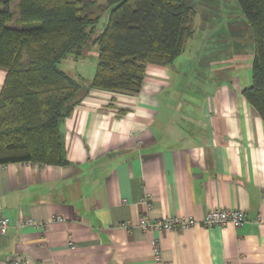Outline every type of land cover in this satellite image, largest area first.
<instances>
[{
	"label": "crops",
	"instance_id": "1",
	"mask_svg": "<svg viewBox=\"0 0 264 264\" xmlns=\"http://www.w3.org/2000/svg\"><path fill=\"white\" fill-rule=\"evenodd\" d=\"M211 34L202 56L148 64L137 94L90 89L59 123L66 164L0 165V264H156L154 243L163 264H264V120L242 94L253 49L215 55ZM213 207L247 221L202 225ZM141 216L198 223L159 233Z\"/></svg>",
	"mask_w": 264,
	"mask_h": 264
},
{
	"label": "trees",
	"instance_id": "2",
	"mask_svg": "<svg viewBox=\"0 0 264 264\" xmlns=\"http://www.w3.org/2000/svg\"><path fill=\"white\" fill-rule=\"evenodd\" d=\"M0 0V165L67 163L60 121L90 89L137 94L148 64L167 65L185 50L195 0H106L103 29L82 0ZM253 36L251 84L242 94L264 120V0H237ZM97 46L83 87L60 62ZM125 109H119L124 113Z\"/></svg>",
	"mask_w": 264,
	"mask_h": 264
},
{
	"label": "rangeland",
	"instance_id": "3",
	"mask_svg": "<svg viewBox=\"0 0 264 264\" xmlns=\"http://www.w3.org/2000/svg\"><path fill=\"white\" fill-rule=\"evenodd\" d=\"M16 0L10 3L11 9L16 12ZM83 10L90 17H97L95 22L96 32H100L108 18L110 5L106 0H82ZM194 6L197 14L194 18L195 33L189 40L187 48L193 55L202 56L204 52H199L201 47V34L204 32H212L208 37L213 41H218L219 38L222 48L216 46V42H210L211 49L215 50V55L218 50H223V55L242 54L240 50H248V47L253 49V36L245 17L242 15L237 0H195ZM197 52H195V50ZM212 52V51H210ZM248 53V51H246ZM188 55V54H185ZM213 56V55H210ZM67 56L60 62V68L69 69L68 71L82 85L87 84L92 78L97 60V46L90 45L87 48L85 55L78 60Z\"/></svg>",
	"mask_w": 264,
	"mask_h": 264
},
{
	"label": "built area",
	"instance_id": "4",
	"mask_svg": "<svg viewBox=\"0 0 264 264\" xmlns=\"http://www.w3.org/2000/svg\"><path fill=\"white\" fill-rule=\"evenodd\" d=\"M61 217L57 216L55 219L60 220ZM247 221V216L243 210L240 209H225L220 207H213L210 209L204 219L200 222L204 226L211 227L213 225H225L227 223H231L234 226H241ZM262 221L261 217H257L255 220V223H260ZM9 218L6 216H0V235H5L7 228L9 226ZM25 224H34V222L31 219H27L24 221ZM198 221L193 219L191 216L187 217H161L155 220H149L145 216H141L139 219V225L143 231H158L160 232H166V231H172L174 229H188L195 224H197ZM121 225L126 226L125 223H122ZM154 249V257L156 264H163L162 256H161V249L158 243L153 244ZM21 261H24L25 263L28 262V259L22 258L19 260H16L15 264L21 263Z\"/></svg>",
	"mask_w": 264,
	"mask_h": 264
}]
</instances>
